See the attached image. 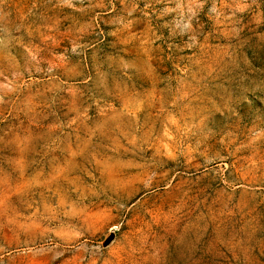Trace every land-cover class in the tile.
I'll return each mask as SVG.
<instances>
[{"label":"rangeland","instance_id":"obj_1","mask_svg":"<svg viewBox=\"0 0 264 264\" xmlns=\"http://www.w3.org/2000/svg\"><path fill=\"white\" fill-rule=\"evenodd\" d=\"M0 264H264V0H0Z\"/></svg>","mask_w":264,"mask_h":264},{"label":"clouds","instance_id":"obj_2","mask_svg":"<svg viewBox=\"0 0 264 264\" xmlns=\"http://www.w3.org/2000/svg\"><path fill=\"white\" fill-rule=\"evenodd\" d=\"M196 7H199V5H196ZM186 27H187V25H186Z\"/></svg>","mask_w":264,"mask_h":264}]
</instances>
